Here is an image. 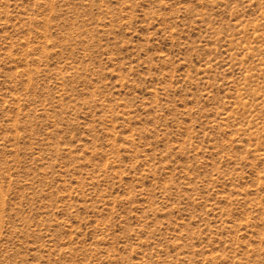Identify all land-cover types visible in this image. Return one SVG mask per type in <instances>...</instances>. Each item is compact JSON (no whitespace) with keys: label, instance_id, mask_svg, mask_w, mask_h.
Returning <instances> with one entry per match:
<instances>
[{"label":"rangeland","instance_id":"374dc122","mask_svg":"<svg viewBox=\"0 0 264 264\" xmlns=\"http://www.w3.org/2000/svg\"><path fill=\"white\" fill-rule=\"evenodd\" d=\"M0 264H264V0H0Z\"/></svg>","mask_w":264,"mask_h":264}]
</instances>
